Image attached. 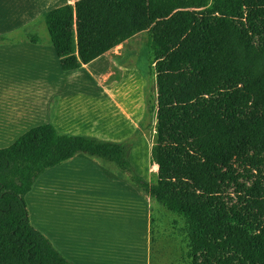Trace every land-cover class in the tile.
I'll return each instance as SVG.
<instances>
[{"label":"trees","instance_id":"1","mask_svg":"<svg viewBox=\"0 0 264 264\" xmlns=\"http://www.w3.org/2000/svg\"><path fill=\"white\" fill-rule=\"evenodd\" d=\"M43 21L66 72L147 34L157 170L137 176L127 141L30 128L0 148V264H72L32 225L25 198L77 158L183 220L189 264H264V0H76Z\"/></svg>","mask_w":264,"mask_h":264},{"label":"rangeland","instance_id":"2","mask_svg":"<svg viewBox=\"0 0 264 264\" xmlns=\"http://www.w3.org/2000/svg\"><path fill=\"white\" fill-rule=\"evenodd\" d=\"M39 25L36 24V28ZM12 33L2 35L7 41L0 44L7 48L6 44L17 40L15 45H18L13 47L16 55L9 50H0V110H4L0 121L7 113L15 114L14 108L27 110L30 117L16 127L10 141L26 129L47 123L54 125L52 119L59 117L60 123L56 120L55 124L63 129V133L89 135L111 142L127 141L131 158L138 165L135 171L140 175L145 172L146 181L154 178L156 167L149 163V153L157 136V85L153 57L146 47L147 34H138L107 53L106 57L104 54L89 65L66 72L60 69L49 44L43 19L41 28L35 32L40 37L36 44L30 43L29 39L24 42V29ZM12 36L16 37L12 39ZM23 55L25 60H22ZM110 77L112 81H108ZM134 136L132 144L130 139ZM141 138L145 141L139 147ZM103 165L111 173L117 171L111 164L103 162ZM122 179L128 181L125 176ZM75 182L84 187L77 180ZM25 200L30 222L52 243L56 224H59L57 220L69 223L72 232L84 243L91 230V221L98 223L93 215L81 208V203H85L82 197L56 203V210L52 189L43 193L36 190ZM152 211L154 230L150 264H189L188 231L183 220L157 203ZM99 227L102 226L99 224Z\"/></svg>","mask_w":264,"mask_h":264},{"label":"crops","instance_id":"3","mask_svg":"<svg viewBox=\"0 0 264 264\" xmlns=\"http://www.w3.org/2000/svg\"><path fill=\"white\" fill-rule=\"evenodd\" d=\"M75 1L0 0V35H8L24 29L23 40L27 42L29 36L36 35V30L41 28L43 15L46 12L63 5H73ZM36 24H40L39 27L36 28ZM13 37L16 36H12V39ZM16 41L6 44L7 48L0 46V50H9L16 55L15 48L13 49L18 46L15 45ZM24 55L22 60H25ZM14 109L15 114L7 113L0 121V140L6 141L0 142V148L12 145L27 130L22 131V134L17 133L10 141V136L15 133L16 127L30 117L28 115L30 113L23 115V111ZM2 113H4L3 109L0 110V114ZM46 113L49 116L47 107ZM56 120L59 122V117L52 119L53 126L62 132L63 129L55 124ZM27 123L30 124L28 121ZM142 141H145V138L139 140V147L143 146ZM129 161L134 173L146 181L145 172L140 175L135 171L137 163L131 158L130 153ZM155 169L157 170V167ZM76 180L84 187L79 186ZM33 187L34 190L30 194L35 193L36 190L38 193H43L47 189L53 190L55 210L56 203H62L63 200H69L71 197H82L85 203H81V208L93 215L102 226L99 227L97 222L91 221V230L84 243L75 236L69 223L57 220L59 224H56L54 230L53 244L61 253H65L72 264H150L154 204L141 197L136 191L107 180L95 163L84 158L74 159L48 170Z\"/></svg>","mask_w":264,"mask_h":264},{"label":"bare ground","instance_id":"4","mask_svg":"<svg viewBox=\"0 0 264 264\" xmlns=\"http://www.w3.org/2000/svg\"><path fill=\"white\" fill-rule=\"evenodd\" d=\"M26 114H28V111L27 110L26 111H23V115H26ZM28 115H30V114H28Z\"/></svg>","mask_w":264,"mask_h":264}]
</instances>
